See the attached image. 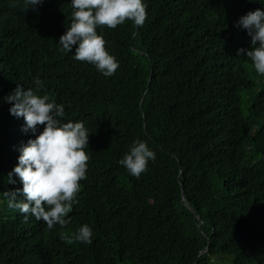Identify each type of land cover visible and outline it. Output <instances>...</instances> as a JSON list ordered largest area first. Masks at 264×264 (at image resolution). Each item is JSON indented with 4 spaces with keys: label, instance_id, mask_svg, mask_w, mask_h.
Instances as JSON below:
<instances>
[{
    "label": "trees",
    "instance_id": "16d2710c",
    "mask_svg": "<svg viewBox=\"0 0 264 264\" xmlns=\"http://www.w3.org/2000/svg\"><path fill=\"white\" fill-rule=\"evenodd\" d=\"M0 264H264V0H0Z\"/></svg>",
    "mask_w": 264,
    "mask_h": 264
},
{
    "label": "rangeland",
    "instance_id": "374dc122",
    "mask_svg": "<svg viewBox=\"0 0 264 264\" xmlns=\"http://www.w3.org/2000/svg\"><path fill=\"white\" fill-rule=\"evenodd\" d=\"M261 70H262V68H261ZM244 100H245V98H244V99H243V101H242L243 110H247V109H245V108H246V105H245V102H244Z\"/></svg>",
    "mask_w": 264,
    "mask_h": 264
},
{
    "label": "clouds",
    "instance_id": "9594fccd",
    "mask_svg": "<svg viewBox=\"0 0 264 264\" xmlns=\"http://www.w3.org/2000/svg\"><path fill=\"white\" fill-rule=\"evenodd\" d=\"M136 30H135V32L137 31V29H138V23L136 24V28H135Z\"/></svg>",
    "mask_w": 264,
    "mask_h": 264
},
{
    "label": "water",
    "instance_id": "95a60500",
    "mask_svg": "<svg viewBox=\"0 0 264 264\" xmlns=\"http://www.w3.org/2000/svg\"><path fill=\"white\" fill-rule=\"evenodd\" d=\"M150 79V78H149ZM182 200H184V195L182 194ZM194 216H197L196 214Z\"/></svg>",
    "mask_w": 264,
    "mask_h": 264
}]
</instances>
